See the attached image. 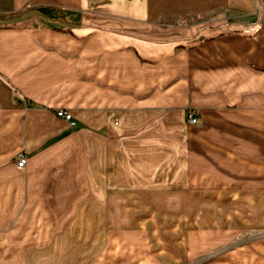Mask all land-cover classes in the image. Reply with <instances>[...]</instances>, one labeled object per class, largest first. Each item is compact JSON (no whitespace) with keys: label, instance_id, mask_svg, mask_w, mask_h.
I'll return each instance as SVG.
<instances>
[{"label":"crops","instance_id":"0c3cea01","mask_svg":"<svg viewBox=\"0 0 264 264\" xmlns=\"http://www.w3.org/2000/svg\"><path fill=\"white\" fill-rule=\"evenodd\" d=\"M228 171H264V0H0V264L49 203Z\"/></svg>","mask_w":264,"mask_h":264},{"label":"rangeland","instance_id":"374dc122","mask_svg":"<svg viewBox=\"0 0 264 264\" xmlns=\"http://www.w3.org/2000/svg\"><path fill=\"white\" fill-rule=\"evenodd\" d=\"M262 174L238 178L228 171L227 178L193 186L166 179L139 190L114 186L107 202L86 199L72 203L73 209L49 203L59 207V217L33 218V232L16 235L14 261L264 264Z\"/></svg>","mask_w":264,"mask_h":264},{"label":"built area","instance_id":"2783aa9c","mask_svg":"<svg viewBox=\"0 0 264 264\" xmlns=\"http://www.w3.org/2000/svg\"><path fill=\"white\" fill-rule=\"evenodd\" d=\"M56 114L58 117H61V118H64L65 120L69 121V123L72 125V126H76L77 125V122L75 121L74 117H73V114L65 109H58L56 111ZM189 122L191 124H195L197 122V117L193 114V113H190L189 114ZM27 157L26 155H21L19 160H18V166L19 167H25L26 164H27Z\"/></svg>","mask_w":264,"mask_h":264}]
</instances>
